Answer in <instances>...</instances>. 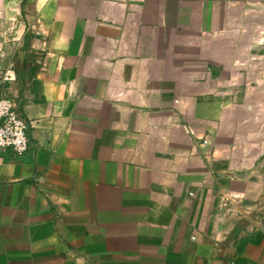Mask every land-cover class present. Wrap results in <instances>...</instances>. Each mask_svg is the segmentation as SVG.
<instances>
[{"label": "crops", "instance_id": "obj_1", "mask_svg": "<svg viewBox=\"0 0 264 264\" xmlns=\"http://www.w3.org/2000/svg\"><path fill=\"white\" fill-rule=\"evenodd\" d=\"M12 61L0 264H264V0H0Z\"/></svg>", "mask_w": 264, "mask_h": 264}, {"label": "built area", "instance_id": "obj_2", "mask_svg": "<svg viewBox=\"0 0 264 264\" xmlns=\"http://www.w3.org/2000/svg\"><path fill=\"white\" fill-rule=\"evenodd\" d=\"M16 84L15 63L0 65V159L8 154L22 157L30 149L31 122L18 108L14 91ZM223 199L224 205H230L237 218H245L247 210L236 195L230 194Z\"/></svg>", "mask_w": 264, "mask_h": 264}, {"label": "water", "instance_id": "obj_3", "mask_svg": "<svg viewBox=\"0 0 264 264\" xmlns=\"http://www.w3.org/2000/svg\"><path fill=\"white\" fill-rule=\"evenodd\" d=\"M20 56H21V53H20Z\"/></svg>", "mask_w": 264, "mask_h": 264}]
</instances>
